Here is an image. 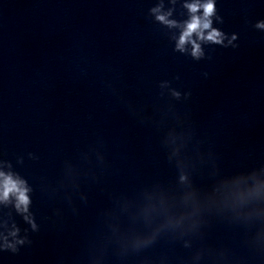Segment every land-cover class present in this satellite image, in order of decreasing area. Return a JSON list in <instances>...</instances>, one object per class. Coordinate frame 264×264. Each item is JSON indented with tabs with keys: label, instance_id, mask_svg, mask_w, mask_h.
Returning a JSON list of instances; mask_svg holds the SVG:
<instances>
[{
	"label": "clouds",
	"instance_id": "9594fccd",
	"mask_svg": "<svg viewBox=\"0 0 264 264\" xmlns=\"http://www.w3.org/2000/svg\"><path fill=\"white\" fill-rule=\"evenodd\" d=\"M189 7L193 13H195L199 7H203L204 18L201 19L200 17L193 16L191 22L187 24L185 30L181 34L177 43V48L183 51L184 45L187 42H191L193 45L192 55L194 57H199L201 55V49L199 44H197L195 41H192L193 33H196L201 40L211 41L216 44H221L223 42V35L216 29H212L210 32H208L207 36L204 35V30L209 29L211 26V21L208 18L214 13L213 0H208V3L204 5L193 4ZM158 19L165 23H171L166 21L165 17L163 16L158 17ZM27 192L28 189L24 187L23 181L13 179L11 175H5L4 173L0 172V200L7 201L10 195H14L17 200V209L27 212L28 205L30 203ZM26 219H28V217H26Z\"/></svg>",
	"mask_w": 264,
	"mask_h": 264
}]
</instances>
